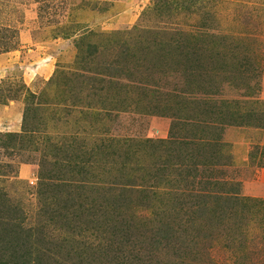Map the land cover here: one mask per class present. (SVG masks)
<instances>
[{
	"label": "rangeland",
	"instance_id": "374dc122",
	"mask_svg": "<svg viewBox=\"0 0 264 264\" xmlns=\"http://www.w3.org/2000/svg\"><path fill=\"white\" fill-rule=\"evenodd\" d=\"M5 39L2 252L264 264V0H0Z\"/></svg>",
	"mask_w": 264,
	"mask_h": 264
},
{
	"label": "trees",
	"instance_id": "16d2710c",
	"mask_svg": "<svg viewBox=\"0 0 264 264\" xmlns=\"http://www.w3.org/2000/svg\"><path fill=\"white\" fill-rule=\"evenodd\" d=\"M12 44H14L13 41L5 39L0 43V50H4L9 47H12L13 46ZM158 180H160V178H158ZM158 231L164 232L163 224L159 225ZM3 232H5L8 235L11 234V230H7V228H3ZM8 239L11 240L0 238V264H39L40 263L38 257L32 258L29 257V253H27L26 251L20 252L19 246L17 247V250L4 249L2 252L1 248L9 247L6 244L11 245V243H14L15 246H17L16 236L13 235Z\"/></svg>",
	"mask_w": 264,
	"mask_h": 264
},
{
	"label": "crops",
	"instance_id": "0c3cea01",
	"mask_svg": "<svg viewBox=\"0 0 264 264\" xmlns=\"http://www.w3.org/2000/svg\"><path fill=\"white\" fill-rule=\"evenodd\" d=\"M256 177L255 183H257L258 186L264 187V169L257 170Z\"/></svg>",
	"mask_w": 264,
	"mask_h": 264
}]
</instances>
